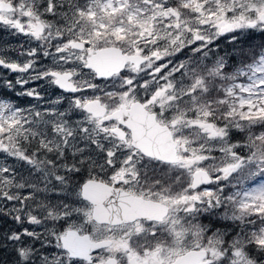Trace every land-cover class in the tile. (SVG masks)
Returning <instances> with one entry per match:
<instances>
[{
	"label": "snow or ice",
	"instance_id": "6c2138e0",
	"mask_svg": "<svg viewBox=\"0 0 264 264\" xmlns=\"http://www.w3.org/2000/svg\"><path fill=\"white\" fill-rule=\"evenodd\" d=\"M0 32V264H264V0H0Z\"/></svg>",
	"mask_w": 264,
	"mask_h": 264
},
{
	"label": "rangeland",
	"instance_id": "374dc122",
	"mask_svg": "<svg viewBox=\"0 0 264 264\" xmlns=\"http://www.w3.org/2000/svg\"><path fill=\"white\" fill-rule=\"evenodd\" d=\"M3 41H10L13 45H16L18 43L17 37H11L8 34L4 33V32H0V43H2ZM255 42V41H254ZM184 56L181 55L178 58L182 59ZM0 76H4L5 78H13L14 79V74L12 73H5L3 71H0ZM19 90V89H17ZM3 96H8L11 97V100H17L18 103L21 106H26L27 103V98L25 97H16L15 93L5 89V88H0V98H2Z\"/></svg>",
	"mask_w": 264,
	"mask_h": 264
},
{
	"label": "trees",
	"instance_id": "16d2710c",
	"mask_svg": "<svg viewBox=\"0 0 264 264\" xmlns=\"http://www.w3.org/2000/svg\"><path fill=\"white\" fill-rule=\"evenodd\" d=\"M0 227H3V222H0Z\"/></svg>",
	"mask_w": 264,
	"mask_h": 264
},
{
	"label": "flooded vegetation",
	"instance_id": "af4514ba",
	"mask_svg": "<svg viewBox=\"0 0 264 264\" xmlns=\"http://www.w3.org/2000/svg\"><path fill=\"white\" fill-rule=\"evenodd\" d=\"M258 41V40H257ZM256 42V41H255ZM185 57L182 58V60L184 59Z\"/></svg>",
	"mask_w": 264,
	"mask_h": 264
},
{
	"label": "bare ground",
	"instance_id": "6f19581e",
	"mask_svg": "<svg viewBox=\"0 0 264 264\" xmlns=\"http://www.w3.org/2000/svg\"><path fill=\"white\" fill-rule=\"evenodd\" d=\"M0 222H2V221H0Z\"/></svg>",
	"mask_w": 264,
	"mask_h": 264
}]
</instances>
